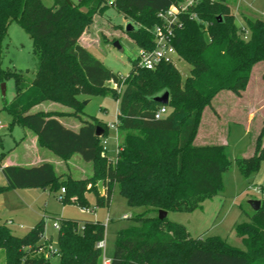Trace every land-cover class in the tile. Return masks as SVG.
<instances>
[{
    "label": "trees",
    "instance_id": "16d2710c",
    "mask_svg": "<svg viewBox=\"0 0 264 264\" xmlns=\"http://www.w3.org/2000/svg\"><path fill=\"white\" fill-rule=\"evenodd\" d=\"M70 1L55 0L46 6L41 0H0V83L14 82V96L2 108L11 117L10 127L18 124L31 129L42 147L63 160L79 154L91 162L92 175L86 179L63 177L50 162L28 167L12 164L1 168L6 183L0 185V193L44 187L56 191L62 186L65 192L59 200L88 208L86 192L94 191L95 206H107L117 186L129 206L145 209L132 217L131 225L116 232L109 264H264V200L247 222L234 224L243 247L231 245L219 234L192 237L181 224L156 214L159 209L193 211L221 191L222 173L230 164L225 146H197L195 135L201 113L206 106L212 107L213 97L223 90L240 97L252 67L264 62V20L244 16L240 27L228 0H199L190 8L196 17L183 15L172 41L179 58L190 65L188 75L182 78L166 62L150 70L141 68L135 58L118 93L107 82L119 85L121 76L78 42L95 14L104 12L106 0ZM179 1L112 0L110 6L139 23L127 35L138 48L149 50L154 47L151 28L159 22L157 12ZM12 21L29 35L37 59L30 79L1 64L2 43ZM166 90L169 111L155 118L161 104L152 97ZM106 93L117 101L123 139L115 161L103 150L107 125L97 118L80 119L81 127L73 131L58 119L62 112L30 110L52 101L72 109L68 115L78 116L84 112L80 96ZM98 126L104 130L101 136L95 134ZM263 134L264 121L253 154L235 158L246 179L259 171L264 160ZM98 181L105 187L103 195L97 192ZM58 222L57 264H100L96 242L105 238V225L95 219L81 224L77 218ZM43 234V220L23 235L13 234L0 223L5 264H51L50 256L37 251L43 247Z\"/></svg>",
    "mask_w": 264,
    "mask_h": 264
},
{
    "label": "rangeland",
    "instance_id": "374dc122",
    "mask_svg": "<svg viewBox=\"0 0 264 264\" xmlns=\"http://www.w3.org/2000/svg\"><path fill=\"white\" fill-rule=\"evenodd\" d=\"M41 1L46 6H52L54 3V0ZM72 1L77 3L79 0ZM111 1L112 0H106L107 6L104 12L95 14L91 24L86 27L79 38L85 46L87 43L90 44L91 47L88 49L98 60L104 62L111 71L125 78L131 71L132 62L137 58L140 48L129 38L125 29L131 19L125 17L118 10L116 11L110 6ZM228 3L229 7L231 5L230 11L232 10L231 13L235 17L237 26L242 27L244 24V16L252 19L260 17L264 20V0H228ZM131 22L135 26L139 25L136 21ZM7 33L8 35L2 43L1 48L3 49L1 64L5 69H12L24 73L25 77L30 79L37 69L38 63L35 55L32 53L29 35L27 32L23 31L15 21H12L8 25ZM114 39L121 45L122 49L114 45V42H112ZM172 65L182 78L188 75L190 65L184 59H176V62ZM263 65L264 62H259L258 65L255 67L253 66L254 68L252 67V79L245 99L241 101V106L233 105V98L227 95L230 90H223L224 92L220 93L213 100V103L211 102L219 112L223 114L225 130L229 128L228 145L225 147V152L230 164L222 173V189L215 196L204 201L201 208L185 212L170 211L166 215L168 221L181 224L189 231L192 237H199L206 234H219L225 237L231 245L243 247L242 237L239 236L234 229V224L236 222H245L249 220L252 214V208L248 202L249 200L261 199L251 187L261 185V183L264 182V161L262 160L258 173L246 179L240 173L238 167H236L235 158L243 156L242 152H245L247 147L252 143L254 137L252 133L258 131L264 121V81L261 80L260 76V70ZM4 83V94H2L0 83V120L4 125L9 126L11 117L2 107L5 103L10 102L14 96V82L9 79ZM107 85L111 87L110 82H107ZM80 99L83 104L84 112L78 113V116L68 115L72 113L73 110L58 102L46 101L39 109L50 110L51 112H62L64 114L62 117H74L79 121L82 118L89 120L91 117H95L103 124H106L107 134L104 137L107 139V144L105 147V154L111 161H115L117 157L115 149L123 140L120 132L118 139H116L115 131L110 126L117 118V101L109 93L104 95L80 96ZM207 107L208 106L205 108ZM249 110L252 111L249 124L250 131L244 134L242 125L247 121L246 118ZM214 113L213 108L209 107L203 114V122H201L200 116V123L194 141L196 140V142H198L200 134L214 127V125H211L210 121H208L209 115ZM216 114L217 113H215V115ZM25 130L26 129L21 126L14 124L11 129L0 131L2 132L0 137V154L9 153L11 146L15 144L14 140H17L20 136V132ZM17 154V152L13 151L12 155ZM74 162L75 165L72 168L74 175H76V172L86 175L87 167L92 166L91 162H86L81 158L79 161ZM3 182V174L0 171V184ZM37 190L42 192L40 189ZM52 191L53 193L51 195L45 193L39 198V202H37L39 206L37 209L40 215L45 214L43 216H46V232H50L54 236L53 244H51V241H44V247L47 244L56 247L55 240L57 231L52 227V220L48 218L50 212L56 215V217H54L57 219L56 221H59L60 217L78 218L79 224L82 223V220H99L105 225V252L107 257L111 256L115 236L117 234L116 232L131 225L132 217L138 215V213L145 209L142 206H129L124 197L120 195L117 186L113 189L109 201L110 204L107 206H95L94 191L86 192L85 196L88 202V210H83L77 204L63 203L59 200L61 195L64 194H60V188L56 191ZM97 192L99 193V190H97ZM45 212H48V214ZM147 214L154 215L155 213L148 212ZM5 217L9 216H2L0 221L6 223L13 234L23 235L31 228V226L28 227L27 221L19 216H10L12 217L13 224H7L4 220L6 219ZM20 225L23 227L21 228ZM57 262V256H50L51 264H57ZM0 264H5V253L2 249H0Z\"/></svg>",
    "mask_w": 264,
    "mask_h": 264
},
{
    "label": "crops",
    "instance_id": "0c3cea01",
    "mask_svg": "<svg viewBox=\"0 0 264 264\" xmlns=\"http://www.w3.org/2000/svg\"><path fill=\"white\" fill-rule=\"evenodd\" d=\"M54 2H55V0H54ZM230 7H231V5H230ZM80 40L81 39L79 38L78 42L81 46H84L85 48L91 47L89 43H87L85 46L84 44H82V42ZM256 65H258V64H256ZM253 68H252V70H253ZM252 70L250 72L251 75H250L249 81L245 87L246 89L242 92L240 97L236 96L231 91L228 92L229 94H227V95L231 96L233 98L232 103L234 106H236V105L241 106L242 105L241 101L243 99H245V96L248 92V87H249L251 79H252ZM263 71H264V65L261 67V70H260L261 80L264 81V77H263L264 72ZM223 92L224 91H220L219 93H217L213 97L211 102L213 103V100L220 93H223ZM238 100H240V101H238ZM44 102H46V101H43L40 104L33 106L30 110L32 112L50 111V110H45V109H39V107H42ZM212 103H211V105H212L211 108H213V112H215L217 114L215 115V113H214V114L209 115L208 121H210L211 125H214V127L210 130H207L205 133L200 134L198 142H196V140H195L194 143L197 146L205 145V144H212V145L222 144L226 147L228 145L229 128L227 130H225L226 129L225 128V120L223 119L224 116H222L223 114L221 112H219V110ZM207 108H209V107H207ZM207 108H205L203 113H202L201 122H203L202 121L203 114L206 112ZM60 111H65V110H60ZM251 117H252V111L249 110L247 118H246L247 121H245V124L242 125L244 128V134H246V132L250 131L249 124H250ZM58 119L60 120V122L63 125H65L67 128H69L73 131L74 130L77 131L82 125L81 122L79 120H76L74 117L70 118V117L60 116V117H58ZM83 120L87 121L88 119H83ZM12 127H13V125L11 127L5 125L4 129H11ZM22 128H24L26 130L20 132L19 138L17 140H14L15 144L13 146H11L10 152L0 154V171H1V168L3 166L12 165V164L18 165V166H23V167H28V166L40 165L43 162H50L53 165L54 171L57 173V175L61 174V175H63V177H66L67 175H69L73 179H75V178L76 179H85L87 177H90V175H92V172H93L92 166L87 167L86 175H82V174L77 173V172H76V175H74V173L72 172V168L75 165L74 161H79L80 158L82 159V157H80L79 154L74 153L73 155H71V157L69 159L63 160L62 158L55 156L46 147H44V146L42 147L39 144V141H37L36 134L31 129L25 128V127H22ZM4 129H2V130H4ZM2 130H0V131H2ZM259 130L255 131V133H252L254 136L252 143H251V145H249L247 147L245 152H242L243 153L242 157L246 158V157L251 156L253 154L254 142H255V139L257 137ZM1 133L2 132H0V137H1ZM263 144H264V136H263ZM13 151L17 152L18 154L12 155ZM1 173H2V171H1ZM3 180H4V182L2 184H5L6 178H5L4 174H3ZM263 184H264V182L261 183V185H263ZM103 188L104 189L102 192L99 191L100 195H103L105 192V187H103ZM37 189H40L42 192H39V190H37ZM52 190L53 189L50 187L49 188L44 187V188L13 189L10 191H6L4 193H0V220H1L2 216H9V217H5L6 219H4V220L7 222V224H11V223L13 224L12 217H10V216L11 215L12 216L13 215L19 216L20 218H23L24 220L27 221L28 227L29 226L32 227L38 221L43 220L44 221V234H43L44 239L41 241V243H44V241H51V244H53L52 242H53L54 236L50 232H46V220H45L46 216H43L45 214L40 215V212L37 209V208H39V206L37 204V202H39V198L42 197L45 193H47L48 195H51L53 193ZM45 213L48 214V212H45ZM48 216L47 217L52 220V224L54 222L53 220H55V221L57 220L56 218H54V217H56L55 214H51L49 212ZM60 218H71V217H60ZM73 219H75V218H73ZM0 223H4V222L0 221ZM20 227L22 228L23 226L20 225ZM55 245H56V240H55Z\"/></svg>",
    "mask_w": 264,
    "mask_h": 264
},
{
    "label": "built area",
    "instance_id": "2783aa9c",
    "mask_svg": "<svg viewBox=\"0 0 264 264\" xmlns=\"http://www.w3.org/2000/svg\"><path fill=\"white\" fill-rule=\"evenodd\" d=\"M199 0H180L178 3H174L169 7L165 8L162 11L157 12V17L159 22L152 26V34H153V44L154 47L149 50H144L140 48L137 60V66L141 68H145L150 70L154 68L160 63H171L174 64L176 59H180L174 44H172L173 37L175 32L180 29L182 26V16L188 15L190 18H195L196 14L190 12V8L195 6V4ZM243 31L245 32L243 37H247V29L243 27ZM124 78L121 77V82L118 84L110 81L111 87L116 91L120 92L123 87ZM169 111L168 106L160 105L156 110L154 117L161 118L167 114ZM118 115V114H117ZM110 126L114 129L116 139L119 137V123L116 118L115 122L110 124ZM5 125L0 120V130L4 129ZM102 146L103 150H106L107 139L106 137L102 138ZM120 144V143H119ZM119 144L115 149V153L117 154L119 149ZM60 192H65V187H60ZM252 190L261 197V202L264 200V184L263 185H255L251 187ZM83 210H88L85 207H81ZM53 228L56 230L59 228V222L54 221L52 224ZM105 238L96 242V247L101 250L100 256V264H109L110 257L106 255L105 252ZM38 253H42L44 256H53L57 253L56 247L53 245L47 244L45 247H41L37 249Z\"/></svg>",
    "mask_w": 264,
    "mask_h": 264
},
{
    "label": "water",
    "instance_id": "95a60500",
    "mask_svg": "<svg viewBox=\"0 0 264 264\" xmlns=\"http://www.w3.org/2000/svg\"><path fill=\"white\" fill-rule=\"evenodd\" d=\"M69 4L71 3L70 0H66ZM218 18L220 19V16H218ZM126 29V32H131L134 30V25L129 21V23L126 25L125 27ZM114 45L119 48V49H122L121 45H119L118 42H114ZM1 91H2V94H4L5 92V83L2 82L1 83ZM152 99L158 103V104H162V105H167L168 101H169V91H162L160 93H157L155 95H153ZM104 130L101 128V127H96V136H101L103 134ZM103 182L102 181H98L97 183V186H98V189L100 192L103 191ZM249 204H250V207L252 208L253 211H257L260 206H261V200L259 199H251L248 201ZM167 215V212L164 211V210H161L159 209L158 212H157V216H159V218L163 219Z\"/></svg>",
    "mask_w": 264,
    "mask_h": 264
}]
</instances>
